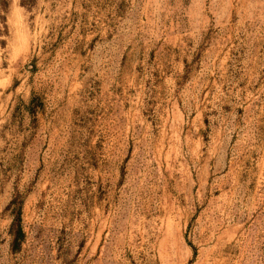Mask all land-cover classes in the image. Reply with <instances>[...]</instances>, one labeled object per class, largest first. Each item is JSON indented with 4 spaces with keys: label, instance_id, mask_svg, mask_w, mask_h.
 Wrapping results in <instances>:
<instances>
[{
    "label": "rangeland",
    "instance_id": "1",
    "mask_svg": "<svg viewBox=\"0 0 264 264\" xmlns=\"http://www.w3.org/2000/svg\"><path fill=\"white\" fill-rule=\"evenodd\" d=\"M0 264H264V0H0Z\"/></svg>",
    "mask_w": 264,
    "mask_h": 264
},
{
    "label": "trees",
    "instance_id": "2",
    "mask_svg": "<svg viewBox=\"0 0 264 264\" xmlns=\"http://www.w3.org/2000/svg\"><path fill=\"white\" fill-rule=\"evenodd\" d=\"M15 204V200L12 202V205ZM13 228L15 229V243L18 246L21 239H23L25 233L22 226V217H21V208L18 209L17 216L15 217Z\"/></svg>",
    "mask_w": 264,
    "mask_h": 264
}]
</instances>
